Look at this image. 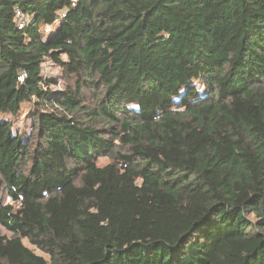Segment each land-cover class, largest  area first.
Masks as SVG:
<instances>
[{
  "label": "trees",
  "instance_id": "1",
  "mask_svg": "<svg viewBox=\"0 0 264 264\" xmlns=\"http://www.w3.org/2000/svg\"><path fill=\"white\" fill-rule=\"evenodd\" d=\"M25 105L0 264H264V0H0V114Z\"/></svg>",
  "mask_w": 264,
  "mask_h": 264
},
{
  "label": "rangeland",
  "instance_id": "2",
  "mask_svg": "<svg viewBox=\"0 0 264 264\" xmlns=\"http://www.w3.org/2000/svg\"><path fill=\"white\" fill-rule=\"evenodd\" d=\"M57 15L59 12H56ZM45 19H48L47 17H43V19L41 20V28L46 27L48 24H52V23H47V21ZM43 73L44 75L48 76V77H56L58 78V84L56 85H52L48 91L49 93H55L59 90H63L65 88V83L64 81L59 77L60 73H61V68L53 63L51 60L47 59L44 63H43ZM23 74L20 75V77ZM198 87L204 91V87L202 83H198ZM92 100V99H91ZM33 106L31 105H25L23 110H21V112L17 115V116H13L11 115V113H1L0 114V121H6V120H10L13 124V129L14 132L16 134H19L22 136V138L24 140L28 139V137H30V134L32 132V128H33ZM109 162V158L107 157H103L99 160L100 164H105ZM7 201L10 200V198H6ZM0 232L2 234H5L7 236H11V232L9 230H7L5 227H3L2 225H0ZM24 243L29 246L30 248H32L33 250H35V252H37L40 255H44V253L38 249L34 244H32L28 239H24Z\"/></svg>",
  "mask_w": 264,
  "mask_h": 264
},
{
  "label": "built area",
  "instance_id": "3",
  "mask_svg": "<svg viewBox=\"0 0 264 264\" xmlns=\"http://www.w3.org/2000/svg\"><path fill=\"white\" fill-rule=\"evenodd\" d=\"M17 15L19 17V27L22 28L25 20L27 19V16H24L22 11H17ZM58 20L59 19H56L54 23L48 24L46 27L43 28L44 36L50 33L52 30H54V28L58 24ZM22 74L23 75L20 77V79L24 80L26 77V73H22Z\"/></svg>",
  "mask_w": 264,
  "mask_h": 264
}]
</instances>
